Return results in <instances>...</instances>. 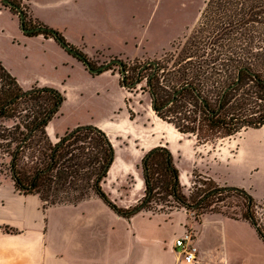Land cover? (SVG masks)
<instances>
[{
    "label": "trees",
    "instance_id": "obj_1",
    "mask_svg": "<svg viewBox=\"0 0 264 264\" xmlns=\"http://www.w3.org/2000/svg\"><path fill=\"white\" fill-rule=\"evenodd\" d=\"M9 1L13 6L0 0L18 16V9L23 13L21 29H33L24 34L51 37L69 46L64 49L85 67L95 68L58 31L29 17L22 0ZM120 61L115 63L120 86L132 89L145 81L154 114L197 146L264 126V0H206L196 25L170 50L145 61ZM109 65L96 74L110 70ZM63 101V93L52 87L23 90L0 64V173L9 177L15 192L36 195L43 208L75 205L96 195L127 219L140 211L169 213L151 206L159 201L206 210L223 194H234L241 199L238 212H214L249 223L264 243V199L210 177L192 181L187 196L163 145L140 160L142 197L128 208L118 207L102 188L114 159V146L103 130L77 125L50 140L46 127ZM194 190H199L196 196Z\"/></svg>",
    "mask_w": 264,
    "mask_h": 264
},
{
    "label": "rangeland",
    "instance_id": "obj_2",
    "mask_svg": "<svg viewBox=\"0 0 264 264\" xmlns=\"http://www.w3.org/2000/svg\"><path fill=\"white\" fill-rule=\"evenodd\" d=\"M205 1L127 0L123 1L124 3L120 1L109 9L108 21H101L95 14L87 16L86 20H68L67 33L70 38L80 41L86 49L97 51L94 58H89L79 47L69 44L81 50L95 68L110 64V70L117 73L120 78L119 66L109 63L110 60L119 58H107L105 54L124 53L133 57L146 54L159 57L163 53L162 49L170 50L172 44H177L184 34L193 29ZM22 3L26 6L24 0ZM103 11L107 12L108 9L105 8ZM58 32L60 33V31ZM6 43V51L12 52L16 56L18 68L25 79L46 81L57 85L56 88L63 92L64 101L53 121L51 135L71 128L77 123L93 125L89 122L103 118L105 110L115 103L117 95L113 91L112 84L109 86V77H102L99 82L105 89L96 90L95 82L84 81L81 78L70 80L64 75V70L54 71L50 66V61L41 56V50H43L41 46L32 45L26 51L17 38H11ZM17 43L20 45L16 46ZM63 82L64 85L61 87ZM146 88L145 81L135 88H125L128 92V102L137 110V113H132L130 117L135 118L136 114L139 117L137 124L130 130L129 139L123 136L117 140L114 139L115 145H117L114 149V164L112 162L109 175L107 173L105 187L109 190L114 186L116 191L104 192H109L111 198L117 201L116 205L122 208L134 205L133 201L136 198L138 201L144 192L142 191L144 189L140 161L132 165L130 172L126 175H123L120 170L124 157L129 160L135 156L130 153L128 148L122 146L123 142L138 139V145L140 142L142 150L149 148L157 141L163 143L162 141L165 139L173 143L169 133L175 132V130L156 117L152 111L151 99ZM6 124H10V122ZM177 136L182 143L180 147L183 143H187L190 152V157L186 158V149L182 148V154H179V159H176L182 170L179 180L181 186H187L189 181L208 178V174L206 172L203 174L200 170L208 171L212 165L211 173L218 185L224 183V185L243 188L254 199H264V126L257 129L248 128L230 138L200 146L195 145L194 141L188 140L187 136L179 134ZM119 145L122 147L120 148ZM192 153L195 155L198 167L192 166ZM220 153L219 161H215L216 155ZM174 155L177 158L176 151H174ZM181 181H183V185ZM0 191H14L11 180L3 173H0ZM182 192L187 196L190 194V191L182 190ZM191 193L196 196L199 190H194ZM221 199L220 202L212 204L206 210L185 208L176 206L175 203L159 201L152 203L151 206L156 209L161 208L166 212L178 210L186 212L188 217L180 212L155 216L140 214L135 220L141 224L149 222V225L160 233L162 241L166 242L165 247L168 248L171 240L179 234V230L182 232L184 229L183 224L197 228L196 224L207 215L222 217L224 218V264H264V243L258 238L254 228L247 222L230 219L214 212H238L241 207V199L234 194H223ZM125 203L131 205L124 207ZM211 226H214L210 227L212 233L219 239L222 236L221 226L219 224ZM207 227L209 226L204 227V231Z\"/></svg>",
    "mask_w": 264,
    "mask_h": 264
},
{
    "label": "crops",
    "instance_id": "obj_3",
    "mask_svg": "<svg viewBox=\"0 0 264 264\" xmlns=\"http://www.w3.org/2000/svg\"><path fill=\"white\" fill-rule=\"evenodd\" d=\"M24 1L29 17L60 31L65 41L79 47L89 58H94L97 51L86 49L80 41L70 38L67 33L68 20H86L87 16L95 14L101 21H108L109 9L118 2L124 3L123 1L127 0ZM105 8L108 9L107 12L103 11ZM11 38L19 39L26 51L32 45L41 46L43 48L41 56L50 61L51 68L54 71L64 70V75L70 80L81 78L84 81L95 82L97 90L105 89L99 84L101 78L109 77V86L112 84L117 99L111 107L105 110L103 118L97 121L91 120L89 123L107 134L114 149L117 147L114 139L117 140L121 136L127 139L130 138V130L137 124L139 115L136 114L135 118L130 117L132 113H137V110L128 102V92L120 86L117 73L106 70L99 74H91L81 61L66 51L53 38L44 37L41 34H24L21 29L20 17L0 2V64L14 77L23 90L30 89L33 86H47L57 89V85L23 77L18 68L16 56L5 49L6 41ZM19 45V43L16 44V46ZM163 51L164 49L161 52ZM105 56L107 58L117 57L123 61L134 58L145 60L157 57V55L148 56L146 54L133 57L124 53H118L117 55L108 53ZM63 85L64 82L61 83V87ZM57 90L60 91V89ZM55 118L46 127L47 134L52 142H55L65 131L77 125H83L77 123L71 128H66L57 133L54 132L55 134L51 135L50 131L53 132L51 129H53L52 124ZM175 132L177 131L175 130ZM175 132L171 131L169 133L173 143L165 139V141H162L163 143L157 141L143 150L140 142L138 145V139L123 142L122 146L128 148L130 153L135 154L133 159L123 158L120 168L123 175L130 172L131 166L139 162L146 151L155 146L163 145L168 148L172 155L179 171L180 180L182 170L179 168L176 159H179V154H182V148L186 149V158L190 157V152L187 143H183L180 147L182 143L177 134H182ZM187 138L191 142L194 141L193 138ZM122 146L119 145L120 148ZM174 151L177 153V158H175ZM220 156L221 153L216 155L215 161H219ZM191 159L192 166L198 167L194 153L191 154ZM211 167L212 165H210L208 171L202 169L200 171L202 173L206 172L208 177L214 180L215 177L211 173ZM111 168L112 166L108 170V175ZM106 178L102 183L103 191H116L114 186L109 190L106 189ZM181 184L183 185V181H181ZM222 184L224 185V183ZM181 187L183 191H190L191 182L189 181L187 186ZM106 194L110 200L112 199L115 204H118L115 199L111 198L109 192ZM136 201L137 198L132 204ZM129 205L131 204L125 203L124 207ZM178 212L188 217L186 212L179 210L167 214L140 211L127 219L118 215L96 195H92L75 205H55L43 208L40 199L36 195H21L15 191H0V264H181L173 243L174 239L180 236L184 229L182 232L179 230V234L171 240L167 248L165 247L166 242L162 241L160 237V233L155 231L149 225V222L141 224L135 220L140 214L155 216L172 215ZM239 221L242 222V220ZM213 224L221 226L222 236L219 239L212 233L210 227H214L211 226ZM187 225L183 224V228L188 227ZM196 225L197 228H192L196 236L194 243L198 248L196 264H224V218L207 215ZM206 225L209 227L204 231Z\"/></svg>",
    "mask_w": 264,
    "mask_h": 264
},
{
    "label": "built area",
    "instance_id": "obj_4",
    "mask_svg": "<svg viewBox=\"0 0 264 264\" xmlns=\"http://www.w3.org/2000/svg\"><path fill=\"white\" fill-rule=\"evenodd\" d=\"M195 232L190 227H185L183 233L174 239V248L177 250L181 264H196L198 248L195 241Z\"/></svg>",
    "mask_w": 264,
    "mask_h": 264
},
{
    "label": "water",
    "instance_id": "obj_5",
    "mask_svg": "<svg viewBox=\"0 0 264 264\" xmlns=\"http://www.w3.org/2000/svg\"><path fill=\"white\" fill-rule=\"evenodd\" d=\"M4 4L6 5H9V6H13V4L9 1V0H2ZM18 9V8H17ZM18 13H19V17H20V21H21V27H23L22 25V21L24 19V16H23V13L18 9ZM33 29H25V28H22V31L24 32H29V31H32ZM66 49H69V46L65 45L64 46ZM73 54L79 56L74 50L71 51ZM109 63H116V64H121V61L119 59H112L109 61ZM107 66V64H104V65H101L99 67H96V68H92L88 63L86 64V68L88 69L89 72L91 73H98L99 71L105 69ZM120 68L122 69V67L120 66Z\"/></svg>",
    "mask_w": 264,
    "mask_h": 264
}]
</instances>
